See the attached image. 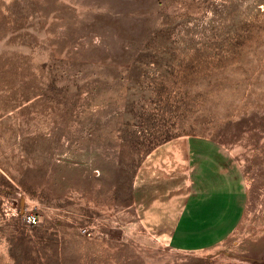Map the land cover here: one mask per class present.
I'll return each instance as SVG.
<instances>
[{
    "label": "rangeland",
    "instance_id": "rangeland-1",
    "mask_svg": "<svg viewBox=\"0 0 264 264\" xmlns=\"http://www.w3.org/2000/svg\"><path fill=\"white\" fill-rule=\"evenodd\" d=\"M0 264H264V0H0Z\"/></svg>",
    "mask_w": 264,
    "mask_h": 264
},
{
    "label": "crops",
    "instance_id": "crops-1",
    "mask_svg": "<svg viewBox=\"0 0 264 264\" xmlns=\"http://www.w3.org/2000/svg\"><path fill=\"white\" fill-rule=\"evenodd\" d=\"M185 158V156H184ZM185 164H182L186 172L187 176V185H186V192H185V199L182 202V205L180 209L177 212L176 217L170 224V233H169V240L172 242L179 241L178 239L181 238H188L192 236H198V238H192L189 241H192L193 243H198L196 247H204L209 246L211 244H215L222 240V238L228 236L230 234L233 227H235L236 219L230 220V215L233 211L237 210L236 208H226L225 211L219 207L218 210H222L223 212L220 214V216L216 215V219L213 221L211 220L209 223L203 222L200 224L195 225L193 221L194 216H191V211H195L199 213V216H205V210L204 208L207 206L206 201L213 202L212 197L213 194L207 193V190H201V187L197 185V178L191 176V160L189 159V156L185 158ZM201 186V185H200ZM209 197V198H208ZM218 197V196H217ZM228 200H231L232 198H227ZM202 203V206L200 205ZM219 203V202H218ZM217 203V204H218ZM194 205V208L192 207ZM224 214V217H223ZM187 215V216H186ZM186 216V217H184ZM227 218L230 221H226ZM184 221H186V225L184 226ZM205 221V219H204ZM179 245V244H178ZM181 247L185 246V244H180ZM194 247V248H196Z\"/></svg>",
    "mask_w": 264,
    "mask_h": 264
},
{
    "label": "built area",
    "instance_id": "built-area-1",
    "mask_svg": "<svg viewBox=\"0 0 264 264\" xmlns=\"http://www.w3.org/2000/svg\"><path fill=\"white\" fill-rule=\"evenodd\" d=\"M26 221H27V223H29V224H36L37 221H38V218H37V216H36L35 214L28 213V214L26 215Z\"/></svg>",
    "mask_w": 264,
    "mask_h": 264
}]
</instances>
